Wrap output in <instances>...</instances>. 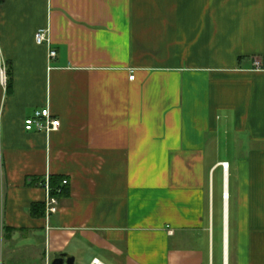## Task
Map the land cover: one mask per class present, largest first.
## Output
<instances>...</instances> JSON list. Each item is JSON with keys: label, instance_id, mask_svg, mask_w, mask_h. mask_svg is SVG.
<instances>
[{"label": "crops", "instance_id": "obj_1", "mask_svg": "<svg viewBox=\"0 0 264 264\" xmlns=\"http://www.w3.org/2000/svg\"><path fill=\"white\" fill-rule=\"evenodd\" d=\"M0 50V264H264V0H1Z\"/></svg>", "mask_w": 264, "mask_h": 264}, {"label": "built area", "instance_id": "obj_2", "mask_svg": "<svg viewBox=\"0 0 264 264\" xmlns=\"http://www.w3.org/2000/svg\"><path fill=\"white\" fill-rule=\"evenodd\" d=\"M35 42L37 45L46 44L49 45L48 32L46 30L39 31L35 36ZM56 57V52L52 49L48 51V58L54 59ZM255 66H258V62H255ZM133 79V76L130 77ZM10 84V76L8 65L4 58L2 57L0 50V121L3 108L8 95V87ZM60 128V122L58 119L54 118L49 111V108L37 109L24 120V131L41 133L49 136L53 132H57ZM227 164H223L222 168L226 170ZM67 184V181H62L60 187L53 190L56 195H60L62 188ZM43 188L45 189V201H44V217L46 223H48V218L52 215L58 213V200L57 196L52 195V189L49 185V179L46 178L43 182ZM172 234V232H169Z\"/></svg>", "mask_w": 264, "mask_h": 264}, {"label": "trees", "instance_id": "obj_3", "mask_svg": "<svg viewBox=\"0 0 264 264\" xmlns=\"http://www.w3.org/2000/svg\"><path fill=\"white\" fill-rule=\"evenodd\" d=\"M0 2H1V0H0ZM9 75H11L10 67H9ZM10 89H11V79H10V84H9V87H8V92L10 91ZM56 181H57V179H55V180L54 179H49V185H50V187L52 189V195L58 196L53 191V190L56 189V187H54V182H56ZM62 192H63V190H62ZM62 192H61V194H62ZM34 211H35V213L40 212V214L42 213V215H43L44 214V205L43 206H39V205L32 206L31 212L34 213Z\"/></svg>", "mask_w": 264, "mask_h": 264}, {"label": "water", "instance_id": "obj_4", "mask_svg": "<svg viewBox=\"0 0 264 264\" xmlns=\"http://www.w3.org/2000/svg\"><path fill=\"white\" fill-rule=\"evenodd\" d=\"M62 260L61 259H57L55 260L52 264H62ZM67 264H71V261H68Z\"/></svg>", "mask_w": 264, "mask_h": 264}, {"label": "bare ground", "instance_id": "obj_5", "mask_svg": "<svg viewBox=\"0 0 264 264\" xmlns=\"http://www.w3.org/2000/svg\"><path fill=\"white\" fill-rule=\"evenodd\" d=\"M226 196H227V195H226V193H225V198H226Z\"/></svg>", "mask_w": 264, "mask_h": 264}]
</instances>
